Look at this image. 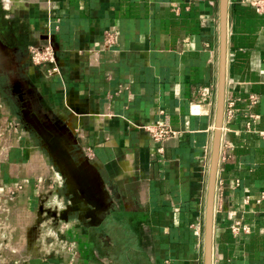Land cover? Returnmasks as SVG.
<instances>
[{"label":"crops","instance_id":"1","mask_svg":"<svg viewBox=\"0 0 264 264\" xmlns=\"http://www.w3.org/2000/svg\"><path fill=\"white\" fill-rule=\"evenodd\" d=\"M226 20L212 264H264V12L228 0ZM0 30L3 47L51 41L57 72L30 61V81L53 113L76 118L79 144L106 182L111 203L99 219L54 223L70 227L81 264H202L216 96L192 97L201 86L217 90L219 0H0ZM105 30L115 42L103 48ZM155 122L177 134L154 141L142 125ZM18 137L0 164V191L20 185L12 212L26 229L14 232L10 259L64 264L27 233L37 178L48 192L62 182L30 152L28 134ZM235 222L249 231L233 232Z\"/></svg>","mask_w":264,"mask_h":264},{"label":"water","instance_id":"2","mask_svg":"<svg viewBox=\"0 0 264 264\" xmlns=\"http://www.w3.org/2000/svg\"><path fill=\"white\" fill-rule=\"evenodd\" d=\"M228 0H219V65L216 90L215 129L211 144L210 164L203 210L202 264H212L214 196L217 168L221 145V126L225 104V56H226V17ZM24 126L38 139L48 159L61 177L62 186L57 191L67 200L65 207L56 212L40 207L56 219L68 220L76 217L95 219L98 212L108 208L106 182L94 161L88 157L79 144L76 133V118H64L49 108L32 110L30 100H24ZM97 219H99L97 217Z\"/></svg>","mask_w":264,"mask_h":264},{"label":"built area","instance_id":"3","mask_svg":"<svg viewBox=\"0 0 264 264\" xmlns=\"http://www.w3.org/2000/svg\"><path fill=\"white\" fill-rule=\"evenodd\" d=\"M250 4L258 12H264V0H250ZM115 42V31L105 30L103 48L108 47L111 43ZM31 58L35 64H50L49 70L51 73L57 72L58 63L55 54V49L50 40H47L43 45H31ZM216 91L211 86H201L196 88L193 93V102L215 101ZM227 113H232L231 104L227 109ZM142 127L147 130L152 139L156 142H162L164 139L169 138L177 134V130L172 128L165 122H155L153 124H143ZM10 130L15 133L19 132L18 126L13 125ZM261 137L264 138V129L259 131ZM10 145H3L0 141V164L6 161L9 153ZM161 148V147H158ZM57 182H62L61 175L55 171ZM42 178H37V184H42ZM19 184H12L5 191H0V209H8L9 201L12 203L16 198ZM59 195L54 194L49 200L52 208L57 211L64 208L65 199L58 197ZM261 196H264V190L261 192ZM70 227L62 222L58 224H51L50 222H44L42 225V233L39 236V244L44 253L55 252L63 260L64 264H81L79 261V250L76 239L67 235V230ZM240 230L249 231V227L241 225L238 222L232 224V231L239 232ZM202 233V232H201ZM8 240V233L3 229V221L0 219V250L2 248H10L11 246L6 243ZM50 247V249H48ZM13 252L16 251L14 248H10ZM50 250V251H49ZM14 264H22L14 261Z\"/></svg>","mask_w":264,"mask_h":264},{"label":"rangeland","instance_id":"4","mask_svg":"<svg viewBox=\"0 0 264 264\" xmlns=\"http://www.w3.org/2000/svg\"><path fill=\"white\" fill-rule=\"evenodd\" d=\"M32 44H30L31 46ZM28 47L29 50V54H30V61L32 63L33 60L31 58V47ZM35 64V63H34ZM15 103H11L8 100L3 99L2 95L0 94V141L3 145H10V144H14V142H16V139H19L18 137V133L20 134V132L24 131L25 134H28V136L30 137V141L31 144L33 145L34 149L31 148L30 152L35 154V155H39V160L40 162H49L48 156L46 155L45 151L43 150V148L39 145L38 139L34 136V134H31V132L24 126V123L21 122L20 118L17 117V115L14 113L15 109ZM16 125L18 126L19 132L15 133L14 131L10 130V127ZM17 134V135H15ZM17 136V137H16ZM50 163V162H49ZM36 186V185H35ZM36 191V198H35V202L33 205V209H32V213H31V220L29 221V225L27 227H29L28 229V235L30 236V238H33V245L34 243H39V236L42 233V225L44 222L47 223H51L54 225L55 221H57L56 218L50 216L48 214V212H45L44 210L40 211V207L44 208V209H48V210H54L57 212L56 209L52 208V206L50 205V198L54 195L57 194L59 195L58 197H61V199L63 198V196H61L60 194H58L56 191H54V188L51 186L50 187V192H48V187H42L39 185V187L37 188ZM16 198L13 200V202L11 203L10 201L9 203V208L8 209H0V219L3 221V229L6 230V232L8 233V240H6V243L8 245H10V248H14L16 249V245L14 244V232L16 230H19V234H21V231L23 230L21 229V227L16 224V214H14V211L12 212V208H13V203H15ZM16 205L19 206V208H23L25 207L26 204V200L24 199V197L20 200H18L16 202ZM28 218V217H27ZM30 218V217H29ZM15 226H19L18 228ZM26 228V227H25ZM26 229L24 230L23 233L25 232ZM39 247L42 251V248L40 246V244H38ZM10 248H2L0 250V263L2 264H14V261H12L11 256L13 255L12 250H10ZM37 248V249H38ZM33 251L36 253V249L35 247L33 248ZM12 261V262H11Z\"/></svg>","mask_w":264,"mask_h":264},{"label":"flooded vegetation","instance_id":"5","mask_svg":"<svg viewBox=\"0 0 264 264\" xmlns=\"http://www.w3.org/2000/svg\"><path fill=\"white\" fill-rule=\"evenodd\" d=\"M28 47L29 45L27 47L0 45V94L3 99L16 104L13 110L18 118L23 115L24 100H30L32 110L35 112L48 109L30 81L26 68L30 62Z\"/></svg>","mask_w":264,"mask_h":264}]
</instances>
